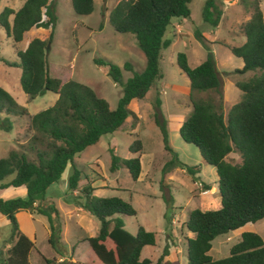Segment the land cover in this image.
Instances as JSON below:
<instances>
[{
    "label": "trees",
    "instance_id": "trees-1",
    "mask_svg": "<svg viewBox=\"0 0 264 264\" xmlns=\"http://www.w3.org/2000/svg\"><path fill=\"white\" fill-rule=\"evenodd\" d=\"M189 1L119 0L109 11L108 18L114 31L132 33L145 57L144 67L132 71L124 81H121L118 65L93 58L96 64L106 65V73L121 86L114 108H109L107 101L87 85L47 73L44 49L51 39L55 20L52 0H22L16 9L4 6L0 10V26L10 38L17 57L16 60H6L0 56V61L20 68L18 82L26 101L46 90L56 94L52 104L29 113L0 86V112L25 116L24 130L28 134L20 149L11 148L0 157V190L6 187L25 189L23 197H0V215L11 224V241L5 248L1 264H31L28 253L33 248V240L17 228L15 221V213L21 209L47 216L49 234L46 241L54 248L51 215L57 214V209L53 204L43 206L42 202L46 188L60 177L67 164L71 167L67 188L70 192L77 190L71 198L73 203L95 217L98 225L94 235L80 240L89 247L86 258L81 262L68 260L60 264H157L167 254L166 244L155 262L140 256L143 246L155 243V232L140 224L134 233L125 229L121 215L135 214L129 201L117 195H94L90 179L85 178L78 187L80 171L74 166L73 157L94 144L100 135L120 126L131 113L128 108L130 100L142 99L154 80L161 76L159 50L168 43L163 39V33L172 17L189 15ZM70 4L74 12L87 14L92 10L93 0H70ZM249 6L252 11L240 27L244 41L227 47L242 61L241 67L234 68L235 71L256 72L234 82L241 96L225 113L219 100L210 94L190 96L192 91L210 90L219 94L220 83L211 53L208 51L205 58L194 66L188 65L184 52L175 55L177 66L188 79L191 104L177 131L184 142L197 148L201 162L214 168L219 196L217 208L194 207L188 211L183 225L192 235L185 238V264H264V241L252 230H243L229 246L227 255L214 259L208 253L216 235L264 217V21L257 1H249L245 7ZM220 15L221 10L213 0L204 1L203 21L216 26ZM31 27L49 30L45 38L33 36L24 49L18 48V41ZM197 35L201 38L200 34ZM122 68L131 70L128 62H124ZM158 103L155 98L154 104ZM154 122L160 130L163 147L172 151L167 141L166 120L154 115ZM10 128L11 122L4 115L0 118V129L7 131ZM141 149L139 138H134L128 145L131 153H140ZM231 152L239 157L238 161L227 159ZM29 153L33 156L29 157ZM171 154L172 159L166 161L162 169L167 168V163L178 165L192 177L199 171L200 164H184L174 151ZM120 166H124L135 180L140 171L139 155L120 158L111 151L109 169L112 171ZM7 175L12 177L3 181ZM209 187V184L202 183V188ZM42 259L46 264L51 262L49 258ZM164 264L171 262L165 260Z\"/></svg>",
    "mask_w": 264,
    "mask_h": 264
},
{
    "label": "rangeland",
    "instance_id": "rangeland-1",
    "mask_svg": "<svg viewBox=\"0 0 264 264\" xmlns=\"http://www.w3.org/2000/svg\"><path fill=\"white\" fill-rule=\"evenodd\" d=\"M52 1L55 20L51 39L44 49L47 73L62 80L72 79L87 85L97 96L107 101L109 108H114L121 93V86L113 82L106 73V65L96 64L93 58H101L118 65L121 70V81H124L132 71H140L145 63L144 54L137 46L134 35L130 32L114 31L109 21L108 13L119 0H93L92 10L87 14L74 12L70 0ZM204 1L190 0L188 2L190 12L187 17L170 19L162 36L168 43L159 50L158 68L161 76L154 80L146 97L130 100L128 108L131 113L127 115L128 119H124L125 121L114 131L100 135L94 144L86 146L73 157L74 166L80 171L78 187L84 180L93 179L92 183L97 187L92 191L94 195H117L129 201L135 209L134 215H121L125 229L134 233L137 224H140L146 230L155 232L156 242L143 246L141 257H148L155 262L163 247L166 244L170 247L157 264H164L167 258L171 264H185V238L190 235L183 222L190 209L204 207L198 204L199 189L194 183L201 180L185 171L175 170L176 165L173 164L167 163V168L162 169L164 163L172 159L171 152L174 151L177 159L184 164H200L206 181L210 182L209 180L215 177L213 167L201 162L197 148L184 142L178 131L171 127L167 130V141L172 151L166 150L163 147L160 130L154 122V115L169 122L175 116L184 118L191 109L188 79L175 62L176 53L184 52L189 66L203 60L208 51L211 53L220 83V99L218 93L210 90L192 91L190 96L205 97L209 94L214 96L221 103L223 113L241 96L234 82L256 72L235 71L234 68L241 67L242 61L227 47L240 45L244 41L240 27L252 11V6L245 7L252 0H213L221 10L216 26H211L201 18ZM255 1L264 21V0ZM21 2L22 0H0V10L4 6L16 9ZM36 29L32 35L41 38H45L49 30L41 27ZM197 34H200L201 38ZM0 56L6 60L17 59L10 38L6 36L1 26ZM124 62L130 64L131 70L122 68ZM19 74L18 66H8L0 61V86L4 87L19 105L33 113L54 102L56 94L49 90L25 101V94L18 82ZM155 98L159 100L158 105L154 104ZM4 115L8 116L11 128L7 131L0 129V157L6 155L8 149H20L28 136L24 130L25 116L0 112V118ZM134 138H139L142 144V165L145 167L146 160L150 158L153 160L152 164L146 165L149 168L147 176L132 180L124 166L111 171L109 164L111 151L120 158L134 156L128 151V145ZM28 155L33 156L32 153ZM227 159L238 161L239 157L231 152ZM205 165L207 167H204ZM177 167L183 168L178 165ZM70 170L68 164L60 177L46 188L42 202L43 206L47 203L53 204L57 209V214L51 215L55 232L54 248L46 241V228L49 229L47 216L35 211L28 213L26 210H18L15 213L17 228L33 240V248L28 255V260L32 264H45L42 257L51 260L48 264H60L68 261L70 257L83 261L88 254V245L80 240L84 235H88L91 228L85 230L79 227L76 221L77 216L71 198L77 194V190L70 192L66 185ZM168 174L174 175L177 179L170 180ZM11 177L12 175H7L3 181ZM19 190L23 193L20 194ZM24 195V187H7L0 190L2 198ZM91 218L95 232L98 223L95 217ZM253 224L246 223L242 228L251 230ZM57 228L59 230L56 231ZM10 233L9 220L0 215V264L5 248L11 241ZM234 241V230L216 235L211 240L212 257L216 259L227 255L228 248ZM59 255L65 256L66 259L55 263L54 259Z\"/></svg>",
    "mask_w": 264,
    "mask_h": 264
},
{
    "label": "crops",
    "instance_id": "crops-1",
    "mask_svg": "<svg viewBox=\"0 0 264 264\" xmlns=\"http://www.w3.org/2000/svg\"><path fill=\"white\" fill-rule=\"evenodd\" d=\"M36 28H34V27H31L28 31H26V32H24V34L22 35V38L18 41V43H17V45H18V47L20 48V49H24L25 47H26V45H27V43H28V41L30 40V38L33 36L32 35V33H34V32H36ZM40 37V36H39ZM199 63V62H198ZM2 88H4V87H2ZM149 92V89H148V91L146 92V94H145V97L147 96V93ZM56 96V95H55ZM54 99H55V97H54ZM54 99H53V101H54ZM25 101H26V95H25ZM128 117L129 116H127L126 118H125V120H127L128 119ZM124 120V121H125ZM183 120V118L182 117H180V116H175V117H173V118H171L170 119V121L168 122H166V127H167V130H169V128L171 127V129H178V127H179V125H180V123H181V121ZM9 150V149H8ZM7 150V151H8ZM134 155H137V154H139V162H140V171H139V174H138V176H137V178L136 179H140V178H142L143 176H147V174L149 173V168H147L146 167V165L147 164H152V160L153 159H149V160H146V162H145V167L142 165V158H141V156L143 155V148H142V151L140 152V153H133ZM68 165V164H67ZM66 165V166H67ZM66 166H65V168H66ZM204 167H207V165H205ZM64 168V169H65ZM174 169L176 170V169H178L179 171H183L184 172V169L183 168H180V167H174ZM214 169V168H213ZM95 171V170H94ZM203 168L200 166L199 167V171L198 172H196L195 173V176L197 177L196 179L197 180H201L202 181V183H206V184H209V188L208 189H206L207 191L204 193V194H201V193H197L198 194V196H199V199H198V204H200L201 206L203 205L204 207L203 208H201V207H198V208H200V209H208V208H217L218 206H219V196L217 195V194H215V192H217V188H216V184H215V179H216V176L214 177V179L213 180H209L210 182H208V181H206L205 180V177H203ZM96 172V171H95ZM99 173V172H98ZM213 173H214V175H215V172L213 171ZM168 177H170V180H175V179H177V178H175V176L174 175H172V174H168L167 175ZM202 176V177H201ZM91 180V185L93 186V188H97L95 185H93V179H90ZM79 181V180H78ZM85 181V180H84ZM81 185V184H80ZM99 186L101 187V185L99 184ZM7 188V187H6ZM6 188H4V189H2V190H5ZM94 190V189H93ZM20 191V194H22L23 193V191L22 190H19ZM73 209L75 210V213H76V216H77V223H78V225H79V227H82V228H84L85 230H87V229H89V228H91V230H90V232L88 233V235H84L83 237H86V236H91V235H94L95 234V232H94V223H93V220H92V215L89 213V212H87L86 210H84V209H82L81 207H79V206H77V205H75V204H73ZM22 210V209H21ZM27 211V210H26ZM59 212H61V210H59ZM28 213H30V212H28ZM188 213V212H187ZM187 213H186V216H187ZM85 221V222H84ZM170 221H172V219L170 220ZM256 221H259V222H256ZM255 222H251V223H254L253 224V228L251 229L252 231H255V232H257L261 237H262V239H263V241H264V235H262L263 234V230H264V217L263 218H261V219H259V220H256ZM243 226H241V227H238V228H236V229H234V240L236 241L238 238H239V235H240V233L244 230L243 228H242ZM96 230H97V227H96ZM48 234H49V229H47L46 228V237L48 236ZM189 235L191 236L192 234L189 232ZM79 241V240H78ZM234 241V242H235ZM84 243H86L85 241H83ZM155 242H156V239H155ZM168 242V244L170 243L169 242V240L167 241ZM168 248V250H169V246L167 247ZM89 249V248H88ZM30 252V251H29ZM89 252V251H88ZM171 252L173 253V248H172V250H171ZM212 252H213V248H212V246H211V243H210V248H209V250H208V253L210 254V256L212 257ZM168 253H170V251H168ZM49 254H52L51 252H49ZM28 255H29V253H28ZM165 257H167V256H165ZM48 258V257H47ZM54 258V257H53ZM213 258V257H212ZM42 259V258H41ZM61 259L63 260V259H66L65 258V256H58L57 258H55L54 259V261H55V263L57 262V261H61ZM150 259V258H149ZM68 260H70V261H77V260H75L74 258H72V257H70ZM166 260H169V258H167ZM42 261H43V263H45L44 262V260L42 259ZM81 262V261H80ZM32 264V263H31ZM46 264V263H45Z\"/></svg>",
    "mask_w": 264,
    "mask_h": 264
},
{
    "label": "built area",
    "instance_id": "built-area-1",
    "mask_svg": "<svg viewBox=\"0 0 264 264\" xmlns=\"http://www.w3.org/2000/svg\"><path fill=\"white\" fill-rule=\"evenodd\" d=\"M195 184H196V186L198 187V189H199V193H205L207 190L206 189H204V188H202V183H201V181H195L194 182Z\"/></svg>",
    "mask_w": 264,
    "mask_h": 264
},
{
    "label": "water",
    "instance_id": "water-1",
    "mask_svg": "<svg viewBox=\"0 0 264 264\" xmlns=\"http://www.w3.org/2000/svg\"><path fill=\"white\" fill-rule=\"evenodd\" d=\"M46 48H47V46H46Z\"/></svg>",
    "mask_w": 264,
    "mask_h": 264
}]
</instances>
